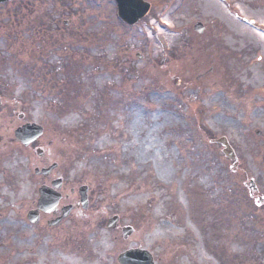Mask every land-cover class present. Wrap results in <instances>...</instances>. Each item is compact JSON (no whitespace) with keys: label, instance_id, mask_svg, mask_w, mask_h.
Here are the masks:
<instances>
[{"label":"rangeland","instance_id":"rangeland-1","mask_svg":"<svg viewBox=\"0 0 264 264\" xmlns=\"http://www.w3.org/2000/svg\"><path fill=\"white\" fill-rule=\"evenodd\" d=\"M148 1L152 11L136 26L117 18L112 0L0 6V135L12 131L2 139L15 140L14 130L28 122L47 127L27 149L22 183L11 185L8 199L0 196V264H90L86 254L112 264L134 246L160 264H215L210 241L217 264H249L256 258L232 242L243 235L238 249L255 251L264 264V43L219 0H190L183 10L181 0ZM242 10L264 23L262 12ZM196 19L207 23L208 35L248 39L224 50L206 45V59L175 72L173 58L184 50L173 35ZM187 71L182 82L178 75ZM223 137L237 151L234 160L223 153ZM50 140L49 157L39 159L36 147ZM56 159L61 205L76 210L56 228L34 226L25 211L49 181L34 169ZM114 215L118 227L109 229ZM125 226L135 229L127 239Z\"/></svg>","mask_w":264,"mask_h":264},{"label":"water","instance_id":"water-1","mask_svg":"<svg viewBox=\"0 0 264 264\" xmlns=\"http://www.w3.org/2000/svg\"><path fill=\"white\" fill-rule=\"evenodd\" d=\"M118 2L120 6L121 16L130 22H134L137 18L142 16L148 8V5H144L143 3H141L140 0H118ZM41 133H42V129L40 127L34 125L32 126L28 125L25 126L24 128L19 129L17 131V136L23 142L28 143ZM47 192L48 191H46V189L43 190V193H47ZM53 204H55V201L52 204H50V206ZM34 216H36V214H34ZM136 257H140L143 260H145L146 261L145 264H152L149 255L145 251H140V250L128 251L127 253L121 256L120 260L124 264H139L134 260V258Z\"/></svg>","mask_w":264,"mask_h":264},{"label":"bare ground","instance_id":"bare-ground-1","mask_svg":"<svg viewBox=\"0 0 264 264\" xmlns=\"http://www.w3.org/2000/svg\"><path fill=\"white\" fill-rule=\"evenodd\" d=\"M257 33V32H256ZM259 35V38H257V41L260 43H264V32H259L257 33ZM203 56H205V52H201L198 50H190L189 54L186 56L185 59H183L181 62L177 63V68H185L187 67L189 64H193L195 61H197L198 59L202 58ZM168 232H166L167 234ZM18 258V255H15V259Z\"/></svg>","mask_w":264,"mask_h":264},{"label":"flooded vegetation","instance_id":"flooded-vegetation-1","mask_svg":"<svg viewBox=\"0 0 264 264\" xmlns=\"http://www.w3.org/2000/svg\"><path fill=\"white\" fill-rule=\"evenodd\" d=\"M258 5L264 6V0H257L256 2Z\"/></svg>","mask_w":264,"mask_h":264}]
</instances>
